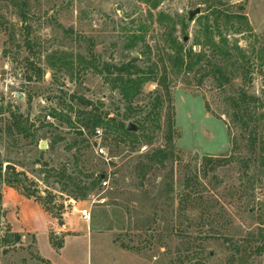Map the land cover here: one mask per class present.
<instances>
[{"label":"rangeland","instance_id":"374dc122","mask_svg":"<svg viewBox=\"0 0 264 264\" xmlns=\"http://www.w3.org/2000/svg\"><path fill=\"white\" fill-rule=\"evenodd\" d=\"M196 9L199 14L188 21V12ZM212 11L220 18L214 20ZM207 35L219 47L225 39L229 48L236 44L243 52V60L224 62L231 77L220 87L211 78L199 80L171 68L172 40L197 53ZM218 51L205 46L203 52L222 63ZM133 59L141 69L155 65L157 77L142 87L135 111L128 113L98 72L104 64ZM163 69L166 90L157 83ZM240 93L256 99L252 126L262 144H249L230 121L231 99ZM70 96L101 104L105 121L128 116L125 124L137 128L140 142L134 147L115 143L116 135L106 131L101 145L112 159L106 163L85 136L77 135V126L50 116L51 109L69 112ZM156 97L163 101L160 129L148 134V143V131L138 124L149 128L143 119ZM10 111L34 124L33 137L9 128ZM68 115L75 120V114ZM169 117L176 159L140 179L132 168L139 157L164 147ZM140 146L146 151L139 153ZM7 164L37 192L29 200L43 209V200L53 199L54 216L69 204L90 209L87 225L96 236L69 244L63 255L68 264H264V0H0L2 174ZM62 170L77 181L83 180L80 172H103L110 175V187L73 200L60 190L64 181L57 172ZM185 178L192 183L189 190ZM12 186L24 194L19 185ZM4 215L0 202V264H43L32 238L12 233Z\"/></svg>","mask_w":264,"mask_h":264},{"label":"trees","instance_id":"16d2710c","mask_svg":"<svg viewBox=\"0 0 264 264\" xmlns=\"http://www.w3.org/2000/svg\"><path fill=\"white\" fill-rule=\"evenodd\" d=\"M211 14L214 16V20L220 18L221 13L218 11H212ZM24 18V16H23ZM228 19H238L246 21L244 16H230ZM220 47L215 45L211 36L207 35V41L203 43L200 47L199 52L194 53L191 49L185 51L183 47L178 44L176 41H171V51H172V66L171 68L174 70H180L185 73L196 74L199 77V80L204 77L211 78L215 85L219 87L223 84L227 83L231 77V73L227 72L226 67L224 65L225 61L232 60V58L236 57L237 61L239 59L244 58L243 52L236 45L233 44L231 47H228L227 41L221 40ZM212 46L219 50V54L222 63H217L212 60H208L204 54V47ZM136 59L131 60L128 63L122 65H112V64H104L101 70L98 72L104 79V81L108 84L109 89L111 91H117L120 95L123 102L126 104V109L128 113H133L135 111V107H133V103L135 99L140 95L142 87L149 83L156 81L157 72L156 66L154 68L147 67L146 69H141L136 64ZM30 68L34 69L31 65ZM40 74V70H36ZM166 70L163 69V76L159 80H157L158 85L162 86L166 90V78H165ZM246 82H249V79L244 77ZM29 81L30 78H27ZM240 97L232 98L229 108V118L233 125L238 126L241 133H246L247 139H249V144H253V142H260L261 138L260 134L256 131L252 124L254 123V106L256 103V99L253 97H246L244 93H240ZM69 105H65L66 109L69 112L63 113V110L57 111L54 109L50 110V116L56 120L65 122L70 127L77 126V135L80 138L88 137L90 138L94 130L97 127L105 128V136L107 133H113L116 135L115 143H120L123 145H130L134 147L136 144L140 142V137L136 133L128 132L126 130L127 125L125 121L128 120V116H125L123 121H116L114 118H110L105 121L106 114L102 115L99 112L101 108V104L95 105L90 101L86 100L83 97H75L70 96ZM62 103H66L64 100ZM163 101L160 97H156L153 101L152 107L146 117L143 119V122L149 123V128L145 127V123L138 124L139 127L143 131L146 132L144 135L146 141L148 143L151 142L152 138L148 135H153L154 131L160 129L159 121H160V108L162 107ZM76 108V109H75ZM68 113L75 114L76 118L74 121L71 120V117ZM11 125L9 128L16 131L18 134H24V137H33V134L29 135L31 130L34 128L33 123H29L27 118H24L20 114H15L10 111L9 113ZM52 126V125H50ZM167 131L164 137L165 145L162 148H153L147 154L139 157L137 162L134 164L132 171L136 174L140 179H144L146 175L152 170H161L165 169L168 165L173 164L176 159L174 154V143H173V135H172V127L173 122L171 117L167 120ZM149 129V130H148ZM243 133V134H244ZM81 142H85V140H81ZM57 143V139H53L51 141V145H55ZM69 149V148H68ZM210 159V158H208ZM210 160H206V164H209ZM58 177H60L64 184L62 185V191H68L73 200H85L94 190L99 189V184L103 177L106 178V175L103 172H99L97 175L94 174H83L80 172V176H82L83 180L77 181L73 178H70L66 175V172L62 170L61 172H57ZM21 176L20 173L14 174L10 171H5L2 174V170L0 168V185L3 184L6 187L13 188L12 184L15 183L19 185L24 194L21 195L25 199L34 198L36 195V191L31 190L30 186H26L25 179H19ZM172 181V180H171ZM172 182H170L167 186L168 193L171 194L173 192ZM183 186L185 189L189 190L192 188V183L188 178H185L183 181ZM14 189V188H13ZM188 195V194H186ZM186 195L181 196L182 202ZM0 195V202H1ZM36 199V198H35ZM53 199L47 197L43 200V209L48 214L52 215L53 218L57 220H61L60 215H53L52 212L54 210L50 205L53 204ZM46 205V206H44ZM63 206H59L57 211H61ZM16 240H19V235L14 236ZM52 247L55 249H60L62 247V240L57 238L56 236L51 237ZM124 249H131L127 246L120 245ZM38 260L43 264H50L48 261L41 259L38 257Z\"/></svg>","mask_w":264,"mask_h":264},{"label":"crops","instance_id":"0c3cea01","mask_svg":"<svg viewBox=\"0 0 264 264\" xmlns=\"http://www.w3.org/2000/svg\"><path fill=\"white\" fill-rule=\"evenodd\" d=\"M1 194L4 219L10 231L19 235H29L38 257L50 264H68L63 259V255L69 244L77 245L81 241L86 243L96 236L90 231L88 225L80 220L77 213L79 203L75 206L66 205L61 214L62 225L60 226L58 220L44 211L36 202L23 198L15 190L4 186ZM52 236L62 240L60 249L52 247Z\"/></svg>","mask_w":264,"mask_h":264},{"label":"built area","instance_id":"2783aa9c","mask_svg":"<svg viewBox=\"0 0 264 264\" xmlns=\"http://www.w3.org/2000/svg\"><path fill=\"white\" fill-rule=\"evenodd\" d=\"M46 119L51 122L49 116H46ZM105 137H106L105 136V130L102 129L101 127H97L94 130L93 135L90 138L86 137V139H87L89 145L91 146L93 152L96 154V156H98L99 158H102L103 161H105L106 163H110L112 161V159L107 156L105 149L101 145V142H102V140L105 139ZM146 149H147L146 146H140L139 153H143L144 151H146ZM109 180H110V175H107L106 178L103 177L100 184H99V188L102 190L109 189V187H110ZM71 202L74 204V201L71 200ZM74 205H76V204H74ZM77 213H78V216L82 222L89 224V222L91 220L89 208H79V209H77Z\"/></svg>","mask_w":264,"mask_h":264},{"label":"water","instance_id":"95a60500","mask_svg":"<svg viewBox=\"0 0 264 264\" xmlns=\"http://www.w3.org/2000/svg\"><path fill=\"white\" fill-rule=\"evenodd\" d=\"M198 14H199V10L198 9L188 12V21H192L194 16H196ZM184 41H185V39H184ZM126 130L128 132L135 133L137 131V128L133 124L129 123V124H127ZM40 148H41V150H45L46 149V145L42 144ZM3 170L4 171H10L12 173H16V168L14 166H12V165H9V164L4 165L3 166ZM58 224L61 226L62 225V220H58Z\"/></svg>","mask_w":264,"mask_h":264}]
</instances>
